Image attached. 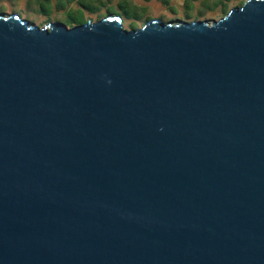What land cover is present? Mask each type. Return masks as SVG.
Segmentation results:
<instances>
[{
	"label": "water",
	"instance_id": "obj_1",
	"mask_svg": "<svg viewBox=\"0 0 264 264\" xmlns=\"http://www.w3.org/2000/svg\"><path fill=\"white\" fill-rule=\"evenodd\" d=\"M0 264H264V0L0 13Z\"/></svg>",
	"mask_w": 264,
	"mask_h": 264
},
{
	"label": "rangeland",
	"instance_id": "obj_2",
	"mask_svg": "<svg viewBox=\"0 0 264 264\" xmlns=\"http://www.w3.org/2000/svg\"><path fill=\"white\" fill-rule=\"evenodd\" d=\"M101 1L102 2H100L99 0H81V9L77 8L79 9V11L77 10L78 12H75L76 15H83L86 19L88 18L91 20H97L109 13L116 14L120 16L123 23V27L126 29H130V19H128L126 15L122 12L121 8L119 7V4H116L115 2H108L106 0ZM133 1L140 4H147L148 6L145 12L141 13L143 17L134 21L135 27H140L147 19L155 17L160 18L164 22H168L171 20L176 21L178 19H183L187 21L204 19L208 23H211L212 21L224 16L232 7L242 5L245 0H223V3L225 5L224 10H221L219 6L207 8V10L203 8L202 14L197 13V9H200V5L203 2L208 3L212 0H194V8L190 11V15L187 17H185L184 14V0H171V5L174 10H170L169 8L164 7L158 0H151L148 3H145L142 0ZM53 3V0H0V13L4 15L16 13L21 18L27 19L28 21L33 22L38 26H43L48 21L63 22V13L65 12H55ZM88 5L93 6L92 8H90V11L86 10L85 8L88 7ZM41 6L44 8V10L48 12V14H50L49 17L40 13V11H42L40 10ZM74 7V4H69L66 5L65 10L66 12H68L70 10H73Z\"/></svg>",
	"mask_w": 264,
	"mask_h": 264
},
{
	"label": "trees",
	"instance_id": "obj_3",
	"mask_svg": "<svg viewBox=\"0 0 264 264\" xmlns=\"http://www.w3.org/2000/svg\"><path fill=\"white\" fill-rule=\"evenodd\" d=\"M47 1H50V0H47ZM53 1H54L53 6H54L55 12H60V11L65 12V13H63L62 21L67 26H73L76 24H81V23H84L88 20V18L86 19L83 15L77 16L75 13L77 10L79 11V9H77V8H80L81 0H53ZM99 1L102 2L101 0H99ZM106 1L115 2L116 4H119V7L121 8L122 12L126 15V17L128 19H130V23H129L130 29L137 28V27H135L134 21L142 18L143 16L141 15V13L145 12V10L148 8L147 4H140V3L134 2L133 0H106ZM142 1L145 3H148L151 0H142ZM158 1H160L164 7H167L170 10L173 9V7L171 5V0H158ZM193 2H194V0H184L183 5H184L185 17L189 16L190 11L194 8ZM69 4H74L75 7L73 10L66 12V10H65L66 5H69ZM217 6H219V8H221V10L225 9V5L223 3V0H212L211 2H208V3L203 2L200 5V9H197V13L202 14L203 8L205 10H207V8H212V7H217ZM239 6H241V5H239ZM92 7L93 6L88 5V7H85V8H86V10L90 11V8H92ZM40 10H42V11H40V13L42 15L49 17L50 14H48V12L46 10H44V8L42 6L40 7ZM91 10H93V9H91Z\"/></svg>",
	"mask_w": 264,
	"mask_h": 264
}]
</instances>
